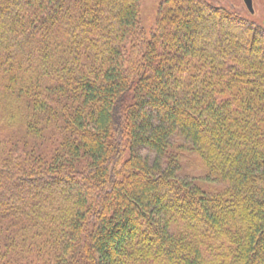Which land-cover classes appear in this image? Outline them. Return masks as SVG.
<instances>
[{"label": "trees", "instance_id": "16d2710c", "mask_svg": "<svg viewBox=\"0 0 264 264\" xmlns=\"http://www.w3.org/2000/svg\"><path fill=\"white\" fill-rule=\"evenodd\" d=\"M141 10L0 0V264H264V25Z\"/></svg>", "mask_w": 264, "mask_h": 264}, {"label": "rangeland", "instance_id": "374dc122", "mask_svg": "<svg viewBox=\"0 0 264 264\" xmlns=\"http://www.w3.org/2000/svg\"><path fill=\"white\" fill-rule=\"evenodd\" d=\"M165 0H142V24L146 28L149 35H152L157 21V16L159 12L160 5ZM214 5L225 6V8L230 9L236 14L246 17L258 25H264V0H257V4L259 8H256V15L252 16L247 12L246 8H233L232 5L241 7V0H203ZM195 157H191L190 160ZM188 160L184 165V173L185 174H195L196 176L203 175V173L196 167H188L193 166Z\"/></svg>", "mask_w": 264, "mask_h": 264}, {"label": "flooded vegetation", "instance_id": "af4514ba", "mask_svg": "<svg viewBox=\"0 0 264 264\" xmlns=\"http://www.w3.org/2000/svg\"><path fill=\"white\" fill-rule=\"evenodd\" d=\"M233 8H246L247 12H249L250 15L254 16L256 15V8H259V5L257 4V0H241V7L240 6H234Z\"/></svg>", "mask_w": 264, "mask_h": 264}]
</instances>
